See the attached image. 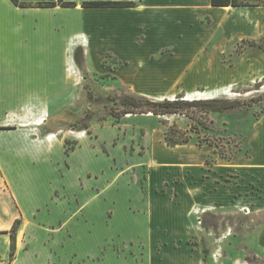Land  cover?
I'll list each match as a JSON object with an SVG mask.
<instances>
[{
    "label": "rangeland",
    "instance_id": "obj_1",
    "mask_svg": "<svg viewBox=\"0 0 264 264\" xmlns=\"http://www.w3.org/2000/svg\"><path fill=\"white\" fill-rule=\"evenodd\" d=\"M202 5L186 8L185 25H169L164 38L151 32L137 44L144 54L168 45L173 54L160 58L157 70L166 74L169 60L175 74L156 72L153 62L157 55L135 59L137 74H131L130 67L115 71V62L106 59V68L90 73L92 88L103 97L115 90L156 95L159 100H188V94L210 91L215 98L249 101L251 106L228 114L191 108L187 115H128L119 122L109 119L105 128L93 122L89 133H77L68 128L84 117L87 99L81 76L68 75L61 105L56 108L63 110L58 137L74 148L70 156L83 153L72 160L77 170L67 164L71 169L67 174L77 173V192L70 196L63 190L62 202H56L60 206L56 215L45 209L44 217L25 223L21 229L19 244L33 248L35 264H42L43 256V264H102L109 252L118 258L117 264H152V260H162L158 254L166 251L171 264H180L186 256L172 247L181 248L184 244L179 242L185 241L188 251L201 244L209 249L207 264H247V255H255L259 264H264V167L258 170V161L250 160L257 148L264 151V48L240 46L244 38L264 37V7L252 9L257 32L248 37L241 32L245 21L231 22L232 15ZM179 30H184L181 37L177 36ZM167 51L170 49L163 50ZM186 64L191 65L190 71ZM184 68L186 73L179 74ZM157 84L159 92L154 91ZM198 119L206 128L197 124ZM171 129L188 136L190 142L167 147L164 136ZM175 135L170 133L173 138ZM100 154L109 157V168L107 157L90 158ZM58 159L59 167L63 166L64 155ZM206 160L210 165H204ZM198 169L199 174H194ZM202 175L206 179H201ZM123 190L129 196L123 203L109 197L124 198L125 193L115 194ZM186 197L192 200L189 204ZM158 200L176 207L181 219L182 233L176 235L174 243L164 248L161 241H154L148 254L139 237L119 241L116 235L125 236L121 230L140 233L151 249L148 232L151 229L156 236L159 231L149 228L141 216L150 219ZM121 206L141 216L121 209L115 218Z\"/></svg>",
    "mask_w": 264,
    "mask_h": 264
},
{
    "label": "crops",
    "instance_id": "obj_2",
    "mask_svg": "<svg viewBox=\"0 0 264 264\" xmlns=\"http://www.w3.org/2000/svg\"><path fill=\"white\" fill-rule=\"evenodd\" d=\"M19 2L29 6L19 7L11 0H0V264H35L37 257L33 248L26 249L19 244L21 229L25 223L44 217L45 209L46 212L47 209L54 211L56 215V209L60 207L56 202H62L60 197L63 190L70 196L77 192V173L67 174L71 172L67 164L70 163L75 169L72 160L83 153L72 157L70 153L74 151L73 148L69 154H65V142L68 140L58 137L59 132H62L59 122H63V110H56L61 105L64 78L73 74L81 76L74 62L76 48L82 49L84 67L89 74L98 73L100 67L106 68L103 66L106 59L115 62V71L130 67V73L137 74L134 60L155 55L157 58L153 68L158 74H175L169 60L165 63L169 67L166 74L157 70V66L161 65L159 59H168V54H173L168 45H161L151 53L144 54L137 44L142 43L151 32L162 39L169 33L166 30L169 25H185L186 8L193 10L202 4L210 6V0L204 3L202 0H63L76 5L72 7H62L59 0ZM85 2H132L135 6L83 7ZM38 3L55 5L38 7ZM219 8H230L229 12H221L232 15L231 22L237 19L245 21L246 27L241 32L248 37L257 32L252 22L256 14L252 9L259 7ZM242 8L247 12H242ZM182 31H177L178 37L183 35ZM180 42L186 45V41ZM167 48L170 51L163 52ZM187 66L190 71L191 65ZM184 70L179 74L186 73V68ZM158 84L154 91H161ZM146 97L159 100L156 95ZM103 152L105 154V148ZM62 155L65 164L59 167L58 158ZM104 156L100 154L98 157H89L99 159ZM253 156L250 160L258 161L257 169L260 170L264 167V151L257 148ZM206 161L204 165H210ZM196 172L199 174L200 170H195L194 174ZM201 179L206 177L202 175ZM140 189H144L142 184ZM124 193V198L109 197L123 203L129 197L128 193L125 190L115 193ZM191 201L186 197V204ZM164 202L158 200L156 206L153 205L150 219L129 213L123 206L116 211L115 218L118 211L123 209L130 215L146 219L149 228L158 229L156 236H152L151 229L148 232L151 249H148L146 239L140 233L131 235L121 230L120 233L124 232L125 236L116 235L118 240H125L129 236L139 237L146 245L148 254L153 251L154 241H161L164 248L174 243L176 235L182 233L181 219L176 213V207L166 206ZM16 220H20L21 224L16 233L15 254L10 259L9 232ZM185 242H179L180 245L184 244L181 248L172 247L174 251H182L183 256H186L180 264H203L202 244L201 247L196 246L195 251H188V241ZM158 256H163V259L157 262L152 260V264H171L168 251L160 252ZM104 257L106 259L101 261L102 264H117L118 258L111 252ZM43 259L44 263V256ZM207 262L208 258L205 264Z\"/></svg>",
    "mask_w": 264,
    "mask_h": 264
},
{
    "label": "trees",
    "instance_id": "obj_3",
    "mask_svg": "<svg viewBox=\"0 0 264 264\" xmlns=\"http://www.w3.org/2000/svg\"><path fill=\"white\" fill-rule=\"evenodd\" d=\"M16 6L28 7V4L19 2V0H11ZM59 4L62 7L76 6L74 3H66L63 0H59ZM55 3H38V7H51ZM83 7H134L135 3L132 2H85ZM210 6L213 8L219 7H264V0H210ZM248 45L253 49L264 48V37L259 40H241V45ZM74 62L77 65L81 78L83 80V89L86 93L87 109L83 118L77 119L68 128V130L75 132L89 131L93 122L99 123L100 127H105L108 124L109 119H113L114 122L121 121L128 115H149L154 116H166L175 114H186L191 108H196L204 113H218L228 114L238 111L242 108L250 107L251 102L241 100H229L224 98H212L203 100H184L181 97L169 100H152L149 97L142 95H135L132 93H126L124 91L117 92L111 91L107 96L103 97L97 94L90 83V74L84 67L83 51L81 48H76L74 52ZM105 63V62H104ZM103 63V65H104ZM193 119V118H192ZM197 124L206 128V124L202 120H196ZM191 128L198 129L196 125H192ZM174 132L176 138L170 136V133ZM164 141L167 147L174 148L176 146L187 145L190 142V138L184 134L171 129L168 134L164 136ZM208 143V142H207ZM211 143V142H210ZM208 143V144H210ZM201 145V142L198 143ZM73 150V147L68 146V142H65V154H69ZM207 164V161H206ZM21 224L20 220H16L9 232L11 239L10 259H13L15 254V242L16 233ZM206 228V226H204ZM202 262L206 263L209 249L202 244ZM247 264H259L258 258L255 255H247L245 257Z\"/></svg>",
    "mask_w": 264,
    "mask_h": 264
},
{
    "label": "bare ground",
    "instance_id": "obj_4",
    "mask_svg": "<svg viewBox=\"0 0 264 264\" xmlns=\"http://www.w3.org/2000/svg\"><path fill=\"white\" fill-rule=\"evenodd\" d=\"M213 9L224 10L226 12H228V10H229V8H213ZM211 98H215V95H214V93H212L210 91L204 92V93L197 91V92L188 94L186 96V99H188V100H201V99H211Z\"/></svg>",
    "mask_w": 264,
    "mask_h": 264
}]
</instances>
